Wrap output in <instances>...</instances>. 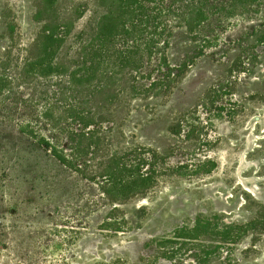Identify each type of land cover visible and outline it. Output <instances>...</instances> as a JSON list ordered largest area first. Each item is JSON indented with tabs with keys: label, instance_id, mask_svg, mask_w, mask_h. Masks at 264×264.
Segmentation results:
<instances>
[{
	"label": "trees",
	"instance_id": "1",
	"mask_svg": "<svg viewBox=\"0 0 264 264\" xmlns=\"http://www.w3.org/2000/svg\"><path fill=\"white\" fill-rule=\"evenodd\" d=\"M44 1L24 45L11 38L3 54L12 57L16 73L14 78L0 74V106L7 87H28L31 99L24 102L16 133L34 141L62 171L95 186L98 201L108 205L98 230L125 235L142 223L138 214L146 209H136L139 201L154 200L174 179L190 181L216 169L208 159L219 141L216 122L244 120L264 104L259 90L246 91L244 103L236 99L241 75L251 89L264 82L248 69L258 60L255 50L264 45V0ZM239 21L257 25L227 40ZM200 59L215 60L225 68L223 75L178 108L174 97H186ZM136 110L156 124L153 141L139 139L138 130L126 133ZM131 206L133 212H126ZM52 221L54 229L29 238L26 249L33 257L12 253L16 260L48 264L47 251L56 249L54 238L63 233ZM237 228L222 224L216 214H197L169 237L150 240V260L184 264L188 257L193 264H237L229 248L248 231ZM78 230L69 228L64 246L76 241ZM8 236L0 224V251ZM66 262L62 257L58 264Z\"/></svg>",
	"mask_w": 264,
	"mask_h": 264
},
{
	"label": "rangeland",
	"instance_id": "2",
	"mask_svg": "<svg viewBox=\"0 0 264 264\" xmlns=\"http://www.w3.org/2000/svg\"><path fill=\"white\" fill-rule=\"evenodd\" d=\"M68 1L70 5L79 2ZM44 2L0 0V62L5 68L0 74L14 78V60L3 54L9 49L11 38L24 45L33 16L45 9ZM256 25L235 22L226 39L235 40ZM255 53L258 60L248 69L256 78H262L264 45L258 46ZM231 62L232 58L224 60L225 66ZM224 70L215 60L200 59L193 71L197 77L185 87L186 97L175 96L173 102L178 108L183 103L191 104L195 95L205 92ZM255 83L259 85L251 89L248 77L241 75L236 91L238 102L244 103L248 90L264 92V82ZM4 91L5 105L0 106V224L7 227L9 236L0 251L1 264L11 261L22 264L12 253L33 257L26 249L29 238L38 237L42 230L54 229L53 219L63 233L54 238L56 249L47 251L48 264H58L62 257L67 258L66 264H166L160 257L150 260L151 253L147 250L150 240L169 237L176 227L190 223L197 214H216L224 225L234 223L240 229H247L240 243L229 250L235 254L237 264H264V104L248 113L244 120L215 123L219 141L208 153V159L216 164L210 175L190 181L174 179L164 184L154 200H141L135 205L136 209L141 206L146 209L138 214L142 223L137 228L125 235L109 236L98 230L108 205L98 201L100 194L96 187L62 171L34 141L16 133L15 125L23 119L19 114L26 106L24 102L31 99L28 87L17 84ZM193 91L196 93L192 94ZM156 128L143 112L136 110L125 131L128 134V130H138L139 139L153 141ZM93 202H98V207ZM125 211L132 213V206ZM69 228H79V235L76 241L64 246L63 240L71 236ZM184 264L193 263L187 257Z\"/></svg>",
	"mask_w": 264,
	"mask_h": 264
}]
</instances>
